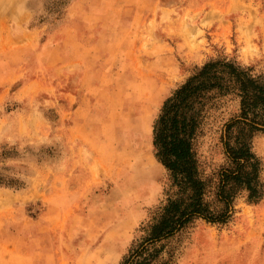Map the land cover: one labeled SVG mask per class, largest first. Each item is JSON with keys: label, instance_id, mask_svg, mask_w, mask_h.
I'll return each mask as SVG.
<instances>
[{"label": "rangeland", "instance_id": "374dc122", "mask_svg": "<svg viewBox=\"0 0 264 264\" xmlns=\"http://www.w3.org/2000/svg\"><path fill=\"white\" fill-rule=\"evenodd\" d=\"M264 72V0H0V264H119L166 195L152 123L205 61ZM217 97L197 150L225 162ZM263 195L197 219L168 264H264Z\"/></svg>", "mask_w": 264, "mask_h": 264}, {"label": "trees", "instance_id": "16d2710c", "mask_svg": "<svg viewBox=\"0 0 264 264\" xmlns=\"http://www.w3.org/2000/svg\"><path fill=\"white\" fill-rule=\"evenodd\" d=\"M224 96L237 98L239 108L220 130L225 162L206 172L197 139L208 109ZM151 125L153 154L167 175L166 197L119 264H168L172 237L197 219L223 224L237 198L256 202L263 195L262 165L251 140L264 131V72L211 58L171 91Z\"/></svg>", "mask_w": 264, "mask_h": 264}]
</instances>
